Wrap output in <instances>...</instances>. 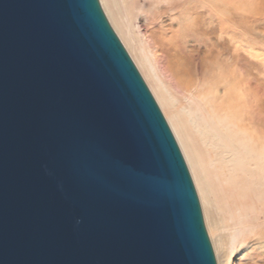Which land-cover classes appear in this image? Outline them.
Wrapping results in <instances>:
<instances>
[{"label": "water", "instance_id": "obj_1", "mask_svg": "<svg viewBox=\"0 0 264 264\" xmlns=\"http://www.w3.org/2000/svg\"><path fill=\"white\" fill-rule=\"evenodd\" d=\"M0 264H217L99 0H0Z\"/></svg>", "mask_w": 264, "mask_h": 264}, {"label": "rangeland", "instance_id": "obj_2", "mask_svg": "<svg viewBox=\"0 0 264 264\" xmlns=\"http://www.w3.org/2000/svg\"><path fill=\"white\" fill-rule=\"evenodd\" d=\"M121 2L127 5L124 4L123 23L131 32L137 55L123 43L99 0L176 142L166 109L159 106L136 56L149 62L153 73L152 77L146 75L151 80L156 76L171 96L175 110L187 111L200 126L207 124L206 129L223 137L222 142L233 154L243 163L249 162L255 148L251 137L264 147V0H119L120 5ZM192 22L195 27L189 25ZM178 63L190 72L184 76L186 80L178 71ZM226 91L233 96L229 102L224 99ZM241 91L246 92L249 105L245 106L243 119L247 125L242 130L236 125ZM256 104L261 106L260 111ZM180 151L188 167L181 148ZM261 163L262 172L252 173L247 190H233L220 177L224 215L217 217L219 229L213 226L215 216L205 206L188 168L217 264H264V158Z\"/></svg>", "mask_w": 264, "mask_h": 264}, {"label": "bare ground", "instance_id": "obj_3", "mask_svg": "<svg viewBox=\"0 0 264 264\" xmlns=\"http://www.w3.org/2000/svg\"><path fill=\"white\" fill-rule=\"evenodd\" d=\"M101 4L103 5V9L113 28L124 40L123 43L127 44L128 49L130 52L132 51V54L134 53V55H137V53L135 54L134 40L132 38L131 32L129 28L123 23V14L125 12L124 4L126 5V3L121 2L120 5L119 0H101ZM189 25L194 26L195 24L192 22ZM186 50H189V48L186 47ZM136 60L138 62L139 68L143 72L144 77L147 79L151 90L158 99L160 104L159 106L163 107L164 110L166 109L167 120L183 152L197 190H199V193L201 192L203 195H201V197L204 198L203 200H205V206L208 208L210 213L214 214L215 216L213 226L219 229L220 220H218L217 217L224 215V205L221 201L220 194L222 187V181L220 180V177H224L223 182L229 185L233 190H247L251 184L252 173L254 171L262 172L260 171L259 166L262 164L261 162L264 158V147L258 145L256 138L251 137V142L255 143V148L250 153L251 155H249L251 160L249 162L243 163L239 159L240 157L236 154H233L231 149L226 146V143L224 141L222 142L223 137L206 129L207 124L200 126L197 118L190 116L187 111L175 110L174 102L171 96L166 92L162 84L159 83L156 76L153 75V80L150 79L149 74L152 77L153 70L151 69L149 62H147L145 59L140 60L137 58V56ZM178 71L181 75H183L182 78L184 80H186L185 75H190L189 70L183 63H178ZM146 73L149 74L146 75ZM182 82V80H179V83ZM241 92L238 95L237 101L238 114L236 113V115L238 121H235H237V127L242 130L246 124L243 119L245 118V106L248 107L249 105L246 101V92ZM224 99L226 102H229V100L233 99V96L230 95L229 91H226L224 93ZM255 106L257 111L261 110V106L258 107V104Z\"/></svg>", "mask_w": 264, "mask_h": 264}]
</instances>
